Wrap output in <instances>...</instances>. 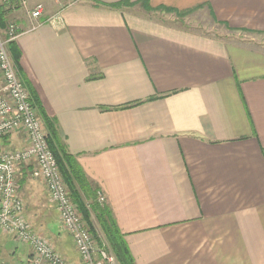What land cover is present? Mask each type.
Wrapping results in <instances>:
<instances>
[{"label":"crops","instance_id":"crops-1","mask_svg":"<svg viewBox=\"0 0 264 264\" xmlns=\"http://www.w3.org/2000/svg\"><path fill=\"white\" fill-rule=\"evenodd\" d=\"M26 1L39 19L7 13L21 71L134 264H264V38L229 35H263L264 0ZM35 166L16 175L23 215L81 264Z\"/></svg>","mask_w":264,"mask_h":264},{"label":"built area","instance_id":"built-area-1","mask_svg":"<svg viewBox=\"0 0 264 264\" xmlns=\"http://www.w3.org/2000/svg\"><path fill=\"white\" fill-rule=\"evenodd\" d=\"M26 7L25 0H0L6 9L14 3ZM42 7L31 11V19L41 17ZM59 20L54 17L51 22ZM18 36L16 26L8 23L0 30V140L14 133L26 137L22 149L0 148V229L29 246L31 255L25 264H70L58 254L48 240L33 233L23 215V201L18 195L16 179L20 165L34 162L44 183L47 194L55 207L62 228L70 235L81 264H118L103 246L91 235L76 206L70 199L57 163L47 144V134L36 107L30 103L29 93L24 88L8 52V43ZM99 204L105 202L101 193L96 194ZM0 264H4L1 263Z\"/></svg>","mask_w":264,"mask_h":264},{"label":"trees","instance_id":"trees-1","mask_svg":"<svg viewBox=\"0 0 264 264\" xmlns=\"http://www.w3.org/2000/svg\"><path fill=\"white\" fill-rule=\"evenodd\" d=\"M117 6L119 5L117 4ZM8 10L9 9H6L5 6L0 3L1 30H5L7 27ZM186 13L188 12H185V14ZM7 47L10 51L11 56L13 57V62L19 74L18 76H20V79L23 82L24 86H27L29 89L28 91L30 103L38 109V112L43 120L44 127L47 131L46 139L48 147L52 152L62 178L69 189V196L71 201L76 205L78 211L82 214L84 220L87 222L92 235L96 236V233L90 222V212H94L95 218L98 221L103 232L104 240L109 244L118 264H134L127 245L123 239V236L117 229V226L109 211L105 207H102L97 203L95 191L92 189L83 171L77 164L75 158L68 153V151L62 144H60L54 126V121L49 119L41 111L40 105L38 104L33 91L28 86L24 74L21 71L19 63L20 52L17 48L16 42L14 40L10 41ZM88 201L91 202L92 205H88Z\"/></svg>","mask_w":264,"mask_h":264},{"label":"rangeland","instance_id":"rangeland-1","mask_svg":"<svg viewBox=\"0 0 264 264\" xmlns=\"http://www.w3.org/2000/svg\"><path fill=\"white\" fill-rule=\"evenodd\" d=\"M26 1V0H25ZM14 6H19V7H21L20 6V3H19V1L18 2H15L14 3ZM36 7V6H35ZM34 7V8H35ZM14 8V7H13ZM22 8V10H24L27 14H29V11H31L32 9H30L29 8V6H28V2L26 1V7L24 8V7H21ZM10 9H12V8H10ZM9 9V10H10ZM8 10V11H9ZM158 14V15H157ZM157 14H155L154 16H158V17H166V15L165 14H174V15H172V17L171 18H173L174 17V19H175V21L176 22H178V23H182L183 24V26L184 27H189V26H191V27H194V28H198L199 30H201V31H211L210 33H212V34H214L215 36H221V37H224V36H226L225 34V31H223L221 28H218L217 26H216V24H214V23H211L210 22V19L208 18V19H199V20H197V19H193V16L192 15H190L191 13L190 12H188V13H186L185 14V12H173V11H171V10H167V9H162V8H160L158 11H157ZM189 20V24H187L188 23V21H186V20ZM7 22H8V20H7ZM187 22V23H186ZM185 24V25H184ZM1 30V29H0ZM1 31H3V30H1ZM229 35H231V36H233L234 38H243V36H246V37H249V36H256L257 38H264V34L263 35H249V34H243V33H229ZM236 40V39H235ZM8 52H9V55H10V58L12 59V61H13V57L11 56V54H10V51L8 50ZM13 64H14V62H13ZM14 66H15V64H14ZM15 69H16V71H17V68L15 67ZM17 74H18V71H17ZM19 75V74H18ZM19 78H20V76H19ZM21 80V79H20ZM22 82V81H21ZM22 84H23V82H22ZM24 85V84H23ZM24 88L28 91L29 89H28V87L26 86H24ZM28 93H29V91H28ZM36 110H37V114H38V117H39V119H40V121H41V123L43 124V127H44V123H43V120H42V118H41V116H40V114H39V112H38V109L36 108ZM44 130H45V132H46V134H47V131H46V129H45V127H44ZM14 134H19L20 136H22V138L24 139V141H25V143H27L26 142V137L24 136V134H22V133H14ZM27 145V144H26ZM26 147V146H25ZM20 149H22V148H20ZM55 159V158H54ZM32 164L34 163V162H32V161H30ZM29 162V163H30ZM35 164V163H34ZM36 165V164H35ZM34 167V166H33ZM35 167H37V166H35ZM38 169V168H37ZM64 181V180H63ZM64 184H65V186H66V188H67V191L69 192V189H68V187H67V185H66V183L64 182ZM69 195H70V192H69ZM49 197V196H48ZM50 200V199H49ZM90 201V200H89ZM88 201V205H92V203L91 202H89ZM51 202V201H50ZM75 205V204H74ZM100 205V204H99ZM76 206V205H75ZM103 207V206H102ZM76 209H77V207H76ZM77 211H78V209H77ZM78 213H79V215L82 217V219H83V221H84V223L86 224V226H87V228L90 230V228H89V226H88V224H87V222L84 220V218H83V216H82V214L78 211ZM91 213V217H90V222H91V225H92V227H93V229H94V231H95V233H96V236H93L92 235V233H91V235L94 237V239L96 240V242H97V244L99 245V246H103V248H105L112 256H114V254H113V252H112V250H111V248H110V246H109V244L104 240V236H103V232H102V230H101V228H100V225H99V223H98V221L96 220V218H95V214H94V212L93 211H91L90 212ZM25 218V217H24ZM26 220V219H25ZM26 222H27V224H28V226H29V228H30V230L33 232V233H35V234H37V235H39V236H43V237H45L47 240H48V242L51 244V245H53L52 243V240H51V238H50V236H48V233H47V231H45V230H42V229H40V228H38V227H36V225H32L31 223H29L27 220H26ZM19 244L20 245H22L23 247L22 248H20V246H19ZM26 246V248H24ZM52 247H54V245L52 246ZM20 248V251H19V253H17L16 254V256L15 257H12L10 254H8V255H6L7 253H9V252H7V251H10V250H12V249H14V251L16 252L18 249ZM28 248V249H27ZM23 249V250H22ZM27 249V250H26ZM4 251L5 252H7V253H4ZM23 251V252H22ZM31 252V250L29 249V246L28 245H26V244H24V243H21L16 237H14L13 235H11V234H7V233H5V232H2L1 231V229H0V258H3V260L4 261H0L1 263H4V264H24V262L22 261L23 259H25V255H22L24 252H25V254L27 253V252ZM57 252V251H56ZM29 255H31V253L29 254ZM79 257V256H78ZM114 258H115V256H114ZM116 259V258H115ZM117 261V260H116ZM118 263V262H117Z\"/></svg>","mask_w":264,"mask_h":264}]
</instances>
